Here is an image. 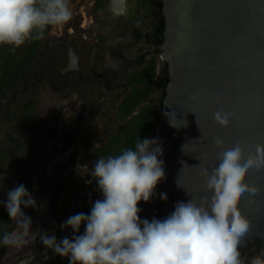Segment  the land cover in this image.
Wrapping results in <instances>:
<instances>
[{
  "label": "flooded vegetation",
  "instance_id": "1",
  "mask_svg": "<svg viewBox=\"0 0 264 264\" xmlns=\"http://www.w3.org/2000/svg\"><path fill=\"white\" fill-rule=\"evenodd\" d=\"M156 2L162 4V0H71V20L47 29L29 65L3 87L0 124L15 119L19 130L37 140L26 144L35 155H20L17 160L23 170L29 155H34L28 190L37 207L29 216L40 234H55L58 240L71 237L72 230L60 225L71 215L88 214L92 203L102 198L95 180L90 174L81 176L78 167L91 169L98 157L115 155L131 133L128 125L133 118L163 92L165 72L159 55L164 15ZM153 59L158 60L154 77L137 83ZM150 81L156 91L128 112L127 98ZM6 112L11 120L5 118ZM37 237L36 243L18 248L21 259L35 252L30 264L42 257L46 264H69L67 257L47 248L41 254ZM259 248L264 243L240 251L250 258Z\"/></svg>",
  "mask_w": 264,
  "mask_h": 264
},
{
  "label": "clouds",
  "instance_id": "2",
  "mask_svg": "<svg viewBox=\"0 0 264 264\" xmlns=\"http://www.w3.org/2000/svg\"><path fill=\"white\" fill-rule=\"evenodd\" d=\"M71 0H0V45L15 50L45 30L61 28L72 18ZM159 58L163 61L161 54ZM164 62V61H163ZM168 75V73H167ZM219 102L220 97H216ZM168 123L180 128L173 112H165ZM231 112L213 114L215 122L228 126ZM217 165L201 168L203 187L210 195L177 201L162 219L141 218L138 202H150L158 183L166 178L163 149L158 138H139L134 147L117 155L101 156L91 169L79 166L81 176L91 175L101 194L88 214L71 215L60 227L70 228L71 237L34 230L25 209L37 207L24 184L6 191L0 200L15 225L0 232V246L20 248L40 243L53 254L67 257L69 264H264V248L250 258L240 245L250 230V221L237 207L245 193L259 188L243 179L249 169L264 170V145H242L233 138L214 137ZM91 184L92 180H86ZM179 186V185H178ZM160 198L166 200L165 194ZM83 233H80L81 225Z\"/></svg>",
  "mask_w": 264,
  "mask_h": 264
},
{
  "label": "water",
  "instance_id": "3",
  "mask_svg": "<svg viewBox=\"0 0 264 264\" xmlns=\"http://www.w3.org/2000/svg\"><path fill=\"white\" fill-rule=\"evenodd\" d=\"M161 9L168 79L154 137L162 145L166 178L150 202H138L140 217L149 220L167 216L177 201L210 195L199 172L218 163L214 137L225 148L233 138L264 145V0H162ZM221 110L233 114L226 127L213 117ZM165 112H173L181 127H171ZM243 179L259 188L237 201L250 221L240 245L248 250L264 243V170L249 169Z\"/></svg>",
  "mask_w": 264,
  "mask_h": 264
},
{
  "label": "trees",
  "instance_id": "4",
  "mask_svg": "<svg viewBox=\"0 0 264 264\" xmlns=\"http://www.w3.org/2000/svg\"><path fill=\"white\" fill-rule=\"evenodd\" d=\"M102 0H98V3ZM158 6H162L161 2H156ZM46 31V30H45ZM39 39H32L28 42H26L24 45L20 46L19 48H16L13 50L11 46L8 45H0V96L5 97L6 96V90H4V86H8L10 83H12L19 75V73L29 65V58L32 55L33 51L38 45ZM155 66H156V60L153 59L149 63L148 66L143 70L142 77L138 80L139 82L147 81L149 78H153L155 75ZM165 72V79L163 80V92H161L160 96H157L155 94L154 99L155 102L151 103L148 102L146 105H144L143 109L141 110L140 114L133 118L132 123H130L128 126L131 127V133L128 134L125 141L122 144V148L115 154H119L122 149L134 147L136 141L141 138H153L156 124L160 116V112L163 106V98L165 96V89L168 79V71H167V64L163 62L161 67V72ZM161 81V80H160ZM140 93L134 96L132 99L127 98L128 103V112L130 110H133L136 104L141 103L146 98H148L153 91H156V88L153 86V84L148 82L144 86L141 87ZM5 118L11 120L12 118L9 117V113H5ZM120 134H116L118 136ZM29 145H33L37 140L35 137L29 136ZM116 139V138H115ZM17 142H19L17 138ZM117 142V140H116ZM18 144V143H16ZM10 145H13L10 143ZM20 151V155H27L31 153L32 151L29 150V148L26 146V148H23L20 146V148L15 147L14 152ZM32 154H34L32 152ZM29 155V160L26 161V164L24 162L23 173H22V179L19 184H24L26 188L28 189V184L30 181V169L32 165V159L34 155ZM3 220L0 223V231L7 229L8 231H12L13 228H15V225L9 220L7 212L3 214L2 216ZM6 251V247L1 246L0 248V264H2L1 260L3 257V253Z\"/></svg>",
  "mask_w": 264,
  "mask_h": 264
},
{
  "label": "rangeland",
  "instance_id": "5",
  "mask_svg": "<svg viewBox=\"0 0 264 264\" xmlns=\"http://www.w3.org/2000/svg\"><path fill=\"white\" fill-rule=\"evenodd\" d=\"M46 108L47 107H44L43 110H46ZM40 111L41 109L37 112ZM44 121L47 122L46 120ZM13 125L16 126L18 130L16 128H13ZM18 126L19 125H17V121L15 119H12L10 123H8L7 120H4L0 124V200L6 199V191L11 190L14 186L18 185L22 179L23 170L20 167L19 161L17 160L20 156V151H16L15 153L14 149L17 146L18 148H20L21 146L24 150L30 137L27 131L19 130ZM17 138L19 142H17ZM10 143L13 145H10ZM31 182H33L32 178L30 183ZM30 210H32V208L25 209V214L29 216ZM5 213L6 211L4 207L0 205V223L3 220L2 216ZM14 230L15 228L12 229V231ZM21 248L22 247H20V250ZM45 250L46 248L41 244L40 253L43 254ZM17 254H19L18 248L6 247V251L3 253V257L1 260L2 264H19L20 260L23 259H21L20 255ZM30 254H32V250ZM35 263L46 264V261L45 258L42 257L41 261H36L32 264Z\"/></svg>",
  "mask_w": 264,
  "mask_h": 264
}]
</instances>
